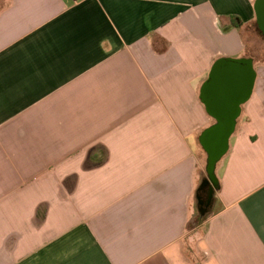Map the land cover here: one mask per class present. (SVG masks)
Instances as JSON below:
<instances>
[{"label":"crops","instance_id":"1","mask_svg":"<svg viewBox=\"0 0 264 264\" xmlns=\"http://www.w3.org/2000/svg\"><path fill=\"white\" fill-rule=\"evenodd\" d=\"M259 1L0 0V264H264ZM225 58L256 79L206 208Z\"/></svg>","mask_w":264,"mask_h":264},{"label":"water","instance_id":"2","mask_svg":"<svg viewBox=\"0 0 264 264\" xmlns=\"http://www.w3.org/2000/svg\"><path fill=\"white\" fill-rule=\"evenodd\" d=\"M259 22L264 29V0L257 4ZM256 73L251 59H221L213 66L201 89V99L214 118V124L203 131L200 143L207 154L209 179L217 184L218 162L229 150L241 107L253 91ZM209 181L206 180L204 185Z\"/></svg>","mask_w":264,"mask_h":264},{"label":"flooded vegetation","instance_id":"3","mask_svg":"<svg viewBox=\"0 0 264 264\" xmlns=\"http://www.w3.org/2000/svg\"><path fill=\"white\" fill-rule=\"evenodd\" d=\"M208 180L209 182L207 184L204 185V182ZM201 189L199 191V198L200 201L203 204V207L208 208L211 204L212 201L214 200V183L211 182V180L209 179V176L205 177L202 180V183L200 184Z\"/></svg>","mask_w":264,"mask_h":264},{"label":"trees","instance_id":"4","mask_svg":"<svg viewBox=\"0 0 264 264\" xmlns=\"http://www.w3.org/2000/svg\"><path fill=\"white\" fill-rule=\"evenodd\" d=\"M240 25H241V22H238L237 27H240ZM200 189H201V186L199 187V191H200ZM198 197H199V193H198ZM202 220H203V218L200 216V214L195 216V218H194L195 224H200Z\"/></svg>","mask_w":264,"mask_h":264},{"label":"rangeland","instance_id":"5","mask_svg":"<svg viewBox=\"0 0 264 264\" xmlns=\"http://www.w3.org/2000/svg\"><path fill=\"white\" fill-rule=\"evenodd\" d=\"M206 158L204 159V170H205V167H206ZM208 176V173L206 172V170H205V175H203L201 178H202V180L205 178V177H207ZM201 183H199V185H200Z\"/></svg>","mask_w":264,"mask_h":264}]
</instances>
